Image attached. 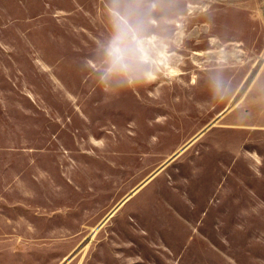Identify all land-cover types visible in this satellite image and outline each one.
Wrapping results in <instances>:
<instances>
[{"label": "rangeland", "instance_id": "1", "mask_svg": "<svg viewBox=\"0 0 264 264\" xmlns=\"http://www.w3.org/2000/svg\"><path fill=\"white\" fill-rule=\"evenodd\" d=\"M0 264H264V0H0Z\"/></svg>", "mask_w": 264, "mask_h": 264}, {"label": "crops", "instance_id": "2", "mask_svg": "<svg viewBox=\"0 0 264 264\" xmlns=\"http://www.w3.org/2000/svg\"><path fill=\"white\" fill-rule=\"evenodd\" d=\"M249 152V151H247ZM246 159H240L238 162H241L239 165H234L235 167H241V176L238 177V180L241 182L240 187L233 185L232 187H229L228 195L232 193L231 196H233L234 199H238L240 202H249L250 198H254L256 195L255 189L252 187L251 180L253 179V175L251 174L252 168H254V163L250 160V155H245ZM224 180L226 181L227 178H233L235 179L236 175L234 177H228L227 175H223ZM239 186V185H238ZM231 188V191H230ZM226 189V187H225ZM251 202V201H250Z\"/></svg>", "mask_w": 264, "mask_h": 264}]
</instances>
